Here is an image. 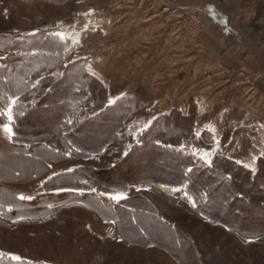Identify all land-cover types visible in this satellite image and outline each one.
Instances as JSON below:
<instances>
[{"label":"rangeland","instance_id":"1","mask_svg":"<svg viewBox=\"0 0 264 264\" xmlns=\"http://www.w3.org/2000/svg\"><path fill=\"white\" fill-rule=\"evenodd\" d=\"M174 1L204 8L208 13L205 18L206 26L213 19L216 23L211 27H217L218 24V29L227 34V24L233 23L242 35L264 45V0ZM77 6V0H0V66L15 57L26 56L28 49L35 46L38 50L32 55L47 56L48 53L43 50V32H49L48 36L51 37L47 38L54 42L52 53L60 55L62 59L59 64L63 62L69 65L67 60L70 59L74 63L83 60L85 65L81 63V66H87L90 73L98 72L101 65L102 71L111 80L109 82L112 90L108 89V84L95 80L92 84L93 100L89 107L86 106L87 103L81 106L77 102L75 118L101 115L102 120L110 119L113 114L103 112V108L116 105L133 95L142 97L144 104L139 109L130 108L132 112L122 125L123 131L117 145L88 160L68 159L53 164L50 174L38 181V184L21 188L13 184L15 172L21 171L27 178L38 166L3 150L0 154V198H10L12 191L16 190L19 198L25 197L22 199L24 201L33 202L37 198L42 201L48 196L40 193V190L58 174L71 172L79 167L103 171L120 164L134 148L143 146L140 143L142 135L158 118L173 112H180L181 115L171 117L169 131L166 133L170 140L176 143L181 138V132L190 134L193 130V142L205 145L200 148L195 144L183 143L178 150L198 157L207 164V160H211L209 165L216 157L226 156L254 174L261 172L264 179V116L260 117L264 113L263 104L260 103L264 94V82L259 83L254 91L234 90L228 69L237 65L231 59L223 73L204 75L197 74L195 67L198 61L210 63L205 58L187 61L178 57H148V36L141 27L147 25L150 9L162 13L161 19H173L169 12L154 7L150 0H112L108 12L116 15L111 25L112 31L117 33L106 39V45L111 47L100 52L104 57L103 63H100L101 60L90 62V55H83L73 45L74 40H71V44L67 39L68 28L80 17H73L74 12H78ZM55 24H60L61 31L53 29ZM90 63L98 69L90 67ZM180 64L183 66H179ZM251 65V69H257ZM42 66L41 64L38 68ZM23 70L25 68H21L22 72ZM75 77L76 72L71 71L66 79L72 82ZM68 84L55 87L56 90L55 82L43 85L53 91L47 97L51 109L58 111L59 106H55V103L66 94ZM124 87H129V93H124L113 101L109 99L110 94L115 95ZM44 96L45 94L38 93L36 99L41 100ZM243 102L251 104L254 110L246 111L243 106L249 105H243ZM3 103L6 104L5 101ZM14 104L13 100L12 105ZM124 108L126 109L125 106ZM18 110V106H5L4 110L0 108V113H3L0 118H3L4 124L11 127L10 124L15 123V113ZM36 118L41 119L30 118L27 121L31 130L40 129L46 132L54 128V115H38ZM0 128L2 138L13 141L14 132L7 134L2 126ZM87 135L88 133L83 134L82 137L86 138ZM103 135L99 131L90 136L99 140ZM204 153H208L206 158ZM153 155V151L149 152L147 156L124 167L132 168L139 178L157 174L160 165L150 158ZM228 171L233 174L237 191L244 196L243 198L238 195L239 199L235 202L238 208L236 212L246 217L244 221H248L253 231L264 232V207L255 208L246 200L249 198L251 202L264 204V193L256 192L250 179L246 185L241 173L235 172L231 167ZM260 188L258 189L261 191ZM90 192L91 194L84 191L52 193L56 196L55 202L47 207L52 210L59 208L61 213L50 222L32 223L35 219L33 215L23 216L16 221L6 219L11 227L0 226V257L7 256L12 261L23 260L21 263L24 264H181L180 260L182 264H264V240L247 246L229 236L223 229H216L199 221L195 215L197 203L193 206V200L187 194L184 184L160 191L132 186L125 191L116 188L108 193L94 190ZM140 193L148 195L142 196ZM117 194L123 198H111ZM86 195L113 206L130 197L142 196L147 204L160 210L161 218L149 214L136 225L123 215L121 222L117 219V213L102 209L98 202L96 204L83 197ZM81 198L86 199L74 203ZM88 202L95 206L92 211L89 205L86 206ZM170 203L182 206L186 211L178 210ZM241 206H244V211ZM33 207L31 212L35 210L34 205ZM220 209L219 206L217 210ZM226 212L229 211L221 209L219 216L226 215ZM227 219L233 221L232 217L228 216ZM16 222L26 223L17 225ZM173 224L176 230L171 227ZM188 235L192 239L189 244L183 237ZM150 244H158L160 247Z\"/></svg>","mask_w":264,"mask_h":264},{"label":"trees","instance_id":"2","mask_svg":"<svg viewBox=\"0 0 264 264\" xmlns=\"http://www.w3.org/2000/svg\"><path fill=\"white\" fill-rule=\"evenodd\" d=\"M48 34L49 32H43V36L45 37L43 50L45 53H48L47 56L32 55V53L38 50L35 46L29 48L28 51L24 49L25 52H28L26 56L15 57L6 61L4 66H0V108L4 110L5 106H18L19 109L15 113V123L10 124L14 132L13 141L8 142L3 139L0 128V154L3 151L2 146L4 144L5 151L15 156H20L22 160L38 166L37 169L30 172L27 178L23 176L21 171L15 172L13 174V184L18 186H31L43 177L48 176L53 164L62 163L68 159L88 160L101 155L109 147L117 145L120 140V133L123 131L122 125L129 119L132 112L131 109H139L144 104L141 101L142 97L133 95L116 105L108 106L106 109L103 108V112L113 114L110 119L102 120L101 115L95 117L89 115L83 119L75 118L74 110L78 107L75 106L76 103L79 102L81 106L87 103L86 106L89 107L88 105L93 100L91 98L94 97V94H92V84L96 82L95 80L98 81V79L87 70V66H81V63L84 64L83 60L74 63L70 59L67 60L69 65L63 62L59 64L62 59L60 55L52 53L54 42L47 38L51 37ZM41 64L43 66L38 68ZM21 68H25V70L22 72ZM71 71L76 72V77L72 82L66 79ZM51 81L52 83L55 82L54 88L66 86V83H69L68 88L65 90L66 94L60 98L59 102L55 103V106H59L58 111L48 106L47 97L53 92L52 89H47V86H43ZM38 93L45 94L44 98L37 100L36 96ZM13 100L15 101L14 105H12ZM4 101L6 104L3 103ZM36 101H38L37 104ZM46 106L48 107L46 108ZM38 115L41 117L43 115H54V128L46 132L40 129L31 130L27 121L30 118L40 120L41 118H36ZM173 115L178 116L181 114L180 112H173L171 115H164L158 118L149 130L142 135L140 143L143 146L134 148L121 160L120 164H116L103 171L79 167L71 172L58 174L41 189L48 196L42 201H23L13 191L10 198L0 199L3 200L4 206L11 205L18 208H27V210L22 211H27L25 214L28 216L33 215L35 219L32 220V223H39V221L43 223L54 220L61 213V209L59 208L52 210L47 207L55 202L54 198L56 196H53L52 193L56 191L63 193L84 191L91 194L90 191L94 190L95 192L108 193L116 188H122L125 191L132 186L160 191L164 188H176L184 184L189 197L197 203L195 215L199 221L216 229H223L229 236L247 246L255 245L258 241L264 240V232L253 231L248 221H244L246 217L236 212L238 208L235 202L239 199L238 195L243 198L244 196L237 191L233 174L228 169L231 167L235 172L241 173L244 175L243 180L246 185L249 184L247 181L250 179V181H253L252 185L256 188L255 191L264 193V179L261 177V172L254 174L251 170L238 165L226 156L216 157L213 163L209 165L198 157L178 150V147L183 143L188 145L195 144L193 142L194 134L193 130L190 134L181 132L179 135L181 138L176 143H173L168 134H166L169 131V123ZM183 120H186V118H183ZM109 122L111 123L109 124ZM3 124V118L2 120L0 118V127ZM99 131L104 134L101 139L97 140L91 137ZM86 133H88L87 137L83 138L82 135ZM195 145L200 148L205 147L204 143H197ZM152 151L155 155L150 158L160 165L157 174H149L146 177L139 178L132 168L125 169L124 166L134 162L136 159L147 156ZM259 187H261V191L258 189ZM141 193L140 195H142ZM87 195L83 197L91 199L96 204L98 202L102 206V209H105L109 213H117L118 221H121L123 215L127 216L136 225H139L141 218L149 214L161 218L160 210L152 207V205L150 206L142 198V196L148 195V193L139 197H130L122 200L114 206L96 200L92 196L90 198ZM67 197L68 194L66 195ZM86 198L75 200L74 203H80ZM246 200L255 208L264 207V204L258 201L251 202L249 198ZM226 204L228 205L226 206ZM33 205L35 206V210L31 212L30 210L34 209ZM88 205L91 211L95 207L94 204L92 205L89 202L86 206L89 207ZM170 205L178 210L186 211L182 206L172 203ZM219 206L221 209L229 212H226L227 214L222 215V217L219 216L221 211V209L220 211L217 210ZM241 209L244 211V206H241ZM228 216L232 217L233 221L228 220ZM10 221H16V219H11ZM165 221L169 222L167 219ZM16 223L17 225H21L26 222ZM0 226L11 227L6 220L0 222ZM171 227L176 230L174 224ZM119 235L123 237L121 234ZM183 237L188 244L192 242L189 235ZM150 245L160 247L158 244ZM12 260L7 256H2L0 257V264H5L4 262H7L6 264H24L21 263L23 260H14L15 262ZM180 262L182 264L181 260Z\"/></svg>","mask_w":264,"mask_h":264},{"label":"crops","instance_id":"3","mask_svg":"<svg viewBox=\"0 0 264 264\" xmlns=\"http://www.w3.org/2000/svg\"><path fill=\"white\" fill-rule=\"evenodd\" d=\"M111 2L112 0H77V11L78 13L80 12V17L78 21H75L74 24L71 25V28H68V33L66 32L67 39L71 44V40L73 39V45H76L79 49L82 48L80 50L78 49V51H82L83 55H90V62L101 60L100 63H103L104 57L101 53L103 50L106 51L105 49H110L111 47L106 45V39L112 38V36L117 33L112 31V21H115L114 17L116 15L108 12V6ZM161 15L162 13L151 8L147 14V25L141 27L143 33H146L148 36V57L154 59L162 56H165L164 58L178 57L181 60L185 59L187 61L203 60L205 58L210 60V63L205 64L198 61V65L195 67L197 74L204 75L223 73V69L229 65L230 59L236 65L243 60L248 65L252 64L251 66L254 65L257 69L264 70V45L260 42H253L249 37H246V35H242L243 33L241 34V32L236 29V24H227L229 27L227 34H225L224 30L218 29V24L217 27H211L213 23H216L212 19L210 24L208 22L207 31L204 34L200 35L195 40H189L183 37L173 19H165L164 17L161 19ZM224 26L225 24L223 27ZM59 28L60 24L53 25V29ZM59 31H61V29H59ZM179 66L183 65L180 64ZM90 67L97 68L96 65H91V63ZM99 69L98 72H92L93 75H95L101 83L108 84V89L112 90L109 82L110 78L102 71L101 65ZM129 90V87H124L119 93L115 95L110 94L109 99L111 101L114 99L116 100L124 93H129ZM260 103L263 104L262 108L264 112V94H262ZM245 104L249 105V107L247 105L243 106L246 111L254 110L251 104L243 102V105ZM262 116H264V113H261L260 117ZM7 141L11 142L9 140ZM2 147L3 150H5L4 144ZM36 184H38V182H36ZM3 186L6 185L4 184ZM19 187L21 188L22 186L19 185ZM13 192L18 194L16 190H13ZM40 193L45 194L41 190ZM36 200H40V198ZM2 202L3 200L0 199V222H4L8 218H10V220H17L26 216L25 212L27 211L22 210H27V208H18L11 205L4 206ZM9 210L12 211L9 212Z\"/></svg>","mask_w":264,"mask_h":264},{"label":"built area","instance_id":"4","mask_svg":"<svg viewBox=\"0 0 264 264\" xmlns=\"http://www.w3.org/2000/svg\"><path fill=\"white\" fill-rule=\"evenodd\" d=\"M150 1L154 7L169 12L184 38L195 40L207 31L205 18L208 13L204 8L174 0ZM78 15L75 11L73 17L77 18ZM228 73L233 80L234 90L254 91L259 83L264 82V70L251 69L243 60L237 66L229 68Z\"/></svg>","mask_w":264,"mask_h":264},{"label":"snow or ice","instance_id":"5","mask_svg":"<svg viewBox=\"0 0 264 264\" xmlns=\"http://www.w3.org/2000/svg\"><path fill=\"white\" fill-rule=\"evenodd\" d=\"M0 115H3V113H0ZM11 118H12L11 117V110H9V119L11 120ZM2 128H3V131L7 134H11L13 131L12 128L8 124H3ZM207 156H208V153H204V157L206 158ZM207 162L210 164L211 160H207ZM20 198L25 199V197H23V196H21ZM111 198L115 199V200H120L123 197L120 194H117V195L112 196ZM192 203H193V206H195V201H193Z\"/></svg>","mask_w":264,"mask_h":264}]
</instances>
